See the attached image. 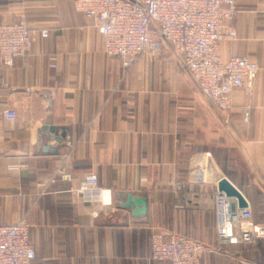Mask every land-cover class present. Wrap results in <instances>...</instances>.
<instances>
[{
	"label": "crops",
	"instance_id": "obj_1",
	"mask_svg": "<svg viewBox=\"0 0 264 264\" xmlns=\"http://www.w3.org/2000/svg\"><path fill=\"white\" fill-rule=\"evenodd\" d=\"M236 2L222 55L259 71L222 114L166 45V62L143 55L124 69L72 0H0V22L48 32L10 68L0 61V226L26 220L37 264H170L149 260L156 232L206 245L201 264H264V237L226 245L215 234L221 178L251 212L237 228L264 226V0ZM203 153L213 161L206 184L196 176ZM89 175L97 186L77 194ZM127 194L146 199L143 216L120 207Z\"/></svg>",
	"mask_w": 264,
	"mask_h": 264
},
{
	"label": "built area",
	"instance_id": "obj_2",
	"mask_svg": "<svg viewBox=\"0 0 264 264\" xmlns=\"http://www.w3.org/2000/svg\"><path fill=\"white\" fill-rule=\"evenodd\" d=\"M75 12L94 21L102 38L103 51L117 58L124 69L143 55L162 57L163 45L178 56L200 94L224 114L231 107L234 91L250 90L258 76V65L246 56L224 58L222 46L236 33L233 21L238 13L236 0H72ZM48 32H31L20 18L15 23L0 22V61L10 68L15 58L25 56L37 37ZM14 121L16 113L2 112ZM213 161L201 154L196 176L201 184L211 181ZM219 181V180H218ZM218 181H215L217 184ZM97 177H84L76 190L79 195L97 186ZM233 200L216 192V240L219 244H252L264 237V226L238 229L249 221V208L231 210ZM209 248L179 233L156 232L151 237V262L201 264ZM28 237L25 219L0 226V264H37ZM240 264H254L241 260Z\"/></svg>",
	"mask_w": 264,
	"mask_h": 264
},
{
	"label": "water",
	"instance_id": "obj_3",
	"mask_svg": "<svg viewBox=\"0 0 264 264\" xmlns=\"http://www.w3.org/2000/svg\"><path fill=\"white\" fill-rule=\"evenodd\" d=\"M53 130V129H51ZM64 135L62 134L61 137ZM59 141V139H56ZM217 192L223 194L226 198L233 200L231 210L244 209L248 207V203L242 194L226 179L221 178L217 183ZM120 207L129 209L133 216H143L146 212V199L142 197H135L131 194L125 195L124 200L120 203Z\"/></svg>",
	"mask_w": 264,
	"mask_h": 264
},
{
	"label": "rangeland",
	"instance_id": "obj_4",
	"mask_svg": "<svg viewBox=\"0 0 264 264\" xmlns=\"http://www.w3.org/2000/svg\"><path fill=\"white\" fill-rule=\"evenodd\" d=\"M166 62V61H165Z\"/></svg>",
	"mask_w": 264,
	"mask_h": 264
}]
</instances>
